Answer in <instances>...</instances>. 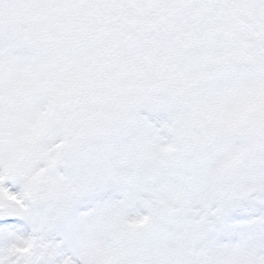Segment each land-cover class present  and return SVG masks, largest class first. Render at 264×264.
<instances>
[{"label":"snow or ice","instance_id":"obj_1","mask_svg":"<svg viewBox=\"0 0 264 264\" xmlns=\"http://www.w3.org/2000/svg\"><path fill=\"white\" fill-rule=\"evenodd\" d=\"M0 264H264V0H0Z\"/></svg>","mask_w":264,"mask_h":264}]
</instances>
